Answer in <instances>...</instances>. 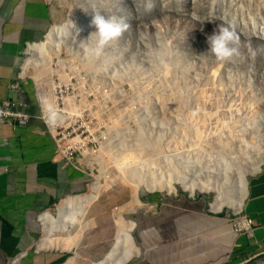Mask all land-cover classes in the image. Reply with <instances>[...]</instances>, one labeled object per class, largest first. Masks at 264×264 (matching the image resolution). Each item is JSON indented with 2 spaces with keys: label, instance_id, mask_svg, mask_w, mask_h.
<instances>
[{
  "label": "rangeland",
  "instance_id": "1",
  "mask_svg": "<svg viewBox=\"0 0 264 264\" xmlns=\"http://www.w3.org/2000/svg\"><path fill=\"white\" fill-rule=\"evenodd\" d=\"M49 1L57 10L52 25L66 26L53 39H59L58 51L21 74L41 104L43 92L52 101L53 87H67L68 96L75 92L86 111L82 136L91 140L103 132L106 141L86 147L77 158L91 182L106 170L105 163L116 181L90 205L87 218L94 225L64 244L72 248L34 247L46 253L47 264H90L103 258L113 244L111 212L131 199L132 182L126 181L131 171L132 179L144 181L185 177L212 183L209 191H194L207 196L208 207L217 194L237 198L239 173L264 157V0ZM97 11L122 17L127 27L99 53L88 55L84 45H92L94 37L85 41L87 34L74 36L71 25L80 23L91 31ZM219 26L236 36V51L224 59L206 52L205 37ZM29 57L26 47L17 72ZM253 173H246L247 183ZM119 174L126 179L120 181ZM174 186L175 193L189 195L179 184ZM166 193L140 185L136 196L142 205L124 216L134 220L148 203L141 196ZM62 201L50 209L52 215ZM220 212L229 218L235 213L228 206ZM41 228L39 224V240ZM262 258L264 252L240 264Z\"/></svg>",
  "mask_w": 264,
  "mask_h": 264
},
{
  "label": "crops",
  "instance_id": "2",
  "mask_svg": "<svg viewBox=\"0 0 264 264\" xmlns=\"http://www.w3.org/2000/svg\"><path fill=\"white\" fill-rule=\"evenodd\" d=\"M56 15L49 0H0V99L18 98L30 116L21 126L0 122V264L14 255H21L17 264H47L35 249L38 216L91 182L82 166L56 155L34 87L25 81L8 89L26 44L41 41ZM141 197L148 203L133 215L138 252L122 264H240L264 252V165L249 177L241 209L250 233L236 232L229 213L209 210L204 194Z\"/></svg>",
  "mask_w": 264,
  "mask_h": 264
},
{
  "label": "bare ground",
  "instance_id": "3",
  "mask_svg": "<svg viewBox=\"0 0 264 264\" xmlns=\"http://www.w3.org/2000/svg\"><path fill=\"white\" fill-rule=\"evenodd\" d=\"M71 27L75 28V30L73 31L74 36H84L90 31L80 23L71 25ZM63 29H66L65 24L52 25L45 34L44 40L27 44L26 47L28 53L30 54V57L24 60L21 68V73L24 74L28 68H33V66H38V64L43 63L45 59H48V54L52 51H58V47L60 45L59 39L57 40V42H54L53 39L55 35H58ZM46 96L48 95L45 92L41 93L40 98L42 99V104L46 102ZM239 143L237 142V144ZM100 159L101 158L99 157V160ZM262 163H264V157L263 160H259L255 164V166L253 165L252 167L247 168V170H242L239 173V187H241V193L237 198H224L226 197V195L224 197H221L222 195L220 196V194H215L216 196L214 198V201L209 204V209L220 210L221 207L228 206L233 211H235V213L239 212L243 206L244 198L247 193L246 173L248 174L256 172L260 168V165ZM113 164H115L116 166V161H114ZM103 165L105 166L106 170H103V172L91 182L90 189L87 193L69 195L65 197L62 203L57 208L56 216L52 215L49 211H43V213L38 216V218L40 219L39 222L42 225L41 229H43L44 232L43 237L37 242L36 247L38 250H45L50 248H61V250H64L63 248H72V244L67 245L66 247L64 244H66L67 242L69 243L70 240L73 241V239H77V237H80L88 227L94 225V221L91 218H87L89 207L92 202L100 196L104 187L109 186L116 181L113 179L115 178V176L111 177L110 174H108L107 164L105 163ZM131 172L126 176L128 177L126 181L132 182L131 199L126 204L114 208L111 212L115 228L113 244L101 260L91 262L90 264H122L138 252L137 246L135 245L134 239L132 237L134 222L133 220L126 218L124 215L126 212L128 213L130 211H134L141 205L136 196L137 189L140 185L143 184L149 191L164 190L167 191V193H172L175 191L174 185L175 183H177L191 196H193L194 191L199 190L206 192L212 189V183H210L211 185H209L206 182L203 183L201 181H191L185 177L177 178L176 182L171 181L167 178L149 179L147 181L141 179H132L134 175L131 174ZM119 173H122V170L121 172L119 171ZM117 176L120 181L126 179L124 175L122 176V174H119ZM102 179L106 182L102 183ZM217 192L218 191H216V193ZM53 231L62 233V236H53Z\"/></svg>",
  "mask_w": 264,
  "mask_h": 264
},
{
  "label": "built area",
  "instance_id": "4",
  "mask_svg": "<svg viewBox=\"0 0 264 264\" xmlns=\"http://www.w3.org/2000/svg\"><path fill=\"white\" fill-rule=\"evenodd\" d=\"M27 46V44H26ZM21 82H25V78L21 72H16L15 78L9 83L8 89L16 92L21 88ZM74 90V87H69ZM52 101L41 104L38 100L39 117L44 123L46 131L51 136L55 153L66 161H74L81 166L77 153L84 156L87 151L86 147H98V145H106L103 132H100V138L91 139L82 136L87 131L84 127L85 109L76 102L75 92L68 96L67 87L63 89L57 87L54 89ZM27 104L16 97H6L0 99V122L9 123L16 126L24 125L29 116ZM94 161H89L93 164ZM208 205V203H207ZM209 209V207H208ZM211 210V209H209ZM232 225L236 232L250 233L251 220L242 214L241 210L237 213L230 212ZM21 255H14L9 258L5 264H17Z\"/></svg>",
  "mask_w": 264,
  "mask_h": 264
},
{
  "label": "clouds",
  "instance_id": "5",
  "mask_svg": "<svg viewBox=\"0 0 264 264\" xmlns=\"http://www.w3.org/2000/svg\"><path fill=\"white\" fill-rule=\"evenodd\" d=\"M90 24L92 25V30L83 39L87 41L89 36L94 37L92 45L87 43L84 45L88 55L99 53L105 44L115 41L127 27L126 21L122 17L105 15L98 11L93 12ZM235 39V33L229 27L219 26L216 30L206 35V52L218 59L228 58L236 51L232 47V42Z\"/></svg>",
  "mask_w": 264,
  "mask_h": 264
},
{
  "label": "water",
  "instance_id": "6",
  "mask_svg": "<svg viewBox=\"0 0 264 264\" xmlns=\"http://www.w3.org/2000/svg\"><path fill=\"white\" fill-rule=\"evenodd\" d=\"M258 262H260V263H264V258H262V259H260V260H256L255 262H252V263H250V264H256V263H258Z\"/></svg>",
  "mask_w": 264,
  "mask_h": 264
}]
</instances>
